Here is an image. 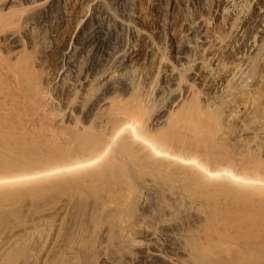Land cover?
<instances>
[{"label": "bare ground", "instance_id": "obj_1", "mask_svg": "<svg viewBox=\"0 0 264 264\" xmlns=\"http://www.w3.org/2000/svg\"><path fill=\"white\" fill-rule=\"evenodd\" d=\"M59 1L27 0L26 6L28 4L30 7L29 10L28 7H24L28 10L27 13L16 18L14 12L16 19L12 17L13 21L11 20V23L7 21L4 25L7 26L9 23L13 26L11 35L14 38L21 33L22 28L18 26L33 25L36 20L48 16ZM88 3H92L94 9L92 17L84 20V27L96 25L101 30L105 29L104 22H107V29L113 27L122 33L134 32L141 37L142 32L132 25L135 19L134 0H115L113 3L115 8L100 0H89ZM261 19H264V11L259 8L252 23ZM1 26L0 30L3 29ZM195 26L188 25L186 41L184 40L181 48H178L176 59L180 66L178 68L174 66L170 70L160 92L153 93L154 95L147 93V96H153L152 98L146 95L143 97V93L139 96L137 89L139 90L141 86L137 88L130 79L131 74L135 72V67L131 64L123 66L124 69L118 73L104 74L105 77L97 88L98 92L91 98H87V90L92 88V86L88 88L91 81L86 76L83 80L86 84L81 85L83 81L79 80V77V81L77 80V76H80L77 75L78 67L73 65L72 72L75 78L71 76L72 81L63 82L65 98L60 96L64 100L61 105L58 102L57 107L49 106L50 100L49 102L46 100L49 94L47 98L45 94V99L42 98L43 95L36 98L39 99L41 96L44 99V102L41 100L44 103L43 109H40L42 112L38 108L36 111L32 110L34 111L32 114L26 113L20 104L23 103L21 97L20 102L11 99L1 101L0 98V262H6L11 258L13 248L17 250L21 243L31 242L36 236H39L36 239L41 238L40 228L43 224L46 227V221L48 226L49 222H52L50 224L52 227L55 217H47L48 215H44L45 218L41 217L42 212L38 213L33 204L49 200L52 196H66L63 198L64 202L67 200L63 203L64 206L66 203L69 209L71 206L78 216L77 221L79 219V236L76 232V241L81 248L88 241L89 231H96L99 228L103 237L107 235V241L116 247L130 248L136 244L151 246L160 242V245L177 242L187 247L194 264H264V99L257 94L252 95L254 90L249 89L246 93L243 87L231 84L235 76L237 77L236 70L229 75V79L221 81L219 78L215 83L216 78L212 82L209 76H213L210 74L213 73L212 67L220 66V63L222 65L228 46L221 43L222 46L216 47L214 52L208 48L212 52L208 53L210 56L206 53L202 54V57V48L199 52L192 53L188 48H195L191 44L196 38L193 39L195 34L192 35L196 32ZM159 30L161 32L162 27ZM190 35L193 36L191 39ZM77 38L78 36L76 41L80 45L81 39L79 41ZM78 44L75 43L73 48L78 47ZM151 48L152 55H156L158 48L154 46ZM206 48L205 51L208 52ZM17 65H21L20 62ZM192 65L198 67L191 76L188 74H192L189 73L194 68ZM27 67L24 69L27 70ZM21 68L23 70V66ZM204 68L210 72L208 76L211 85H208L210 89L207 92L197 90L200 88L195 83V77L199 76ZM12 70H8V73ZM19 72L18 75L21 73ZM27 74L29 76L30 73ZM69 75L70 72L68 77ZM23 78L25 79V76ZM184 78L191 84L185 85ZM25 83L27 82L25 81L23 85ZM35 83L37 84V81L33 79L31 85ZM204 83H208V79L202 82L203 85ZM78 84L80 89L75 92L74 87ZM19 85L20 88L24 87ZM35 85L33 91L36 92L39 86ZM9 90L16 91L14 88ZM72 92L75 94L72 95ZM261 93L263 94L262 91ZM30 94L31 91L29 96ZM13 95L15 96L16 92ZM69 95L73 98L68 97ZM29 96L25 95L24 99ZM41 101L39 100L40 103ZM236 104L238 106H235ZM39 105L35 103L33 109ZM239 105L248 107L249 110H244L246 113L242 112ZM154 197H160L163 202L161 205L163 210L158 217L150 214V204ZM51 201H47L48 204ZM140 201L142 215L137 221L131 222L125 214L128 216V212ZM59 202L61 203V200ZM45 204L43 203V206ZM182 206L186 207L185 211L181 210ZM29 207H33L31 209L40 217L38 214H36L38 217H35L34 213L32 216L35 218H30L29 222L20 225L18 223L22 218L19 222L17 218H20L21 214L18 217L14 216L16 223L18 222L17 226L20 225L24 229L17 232L13 231L17 226L16 228L11 226L14 228L11 230L5 221L10 213L17 215L24 211L28 214L30 211L26 210ZM36 207L38 208L37 204ZM191 209L197 213L196 219L200 224L197 229H186L192 218ZM27 218L29 216L25 219ZM14 223L15 221L11 222ZM3 228L10 229L7 230L10 233L5 231L10 235L4 237ZM38 231L40 233L36 235ZM54 237L58 238L57 235ZM20 247L19 249H27L24 248V244ZM121 252L117 251L111 256L110 264L121 262L140 264V260L145 257L162 263L167 259L158 249L143 252V257L133 251L128 254ZM40 255L42 256L41 253ZM44 256L50 258L48 257L50 255Z\"/></svg>", "mask_w": 264, "mask_h": 264}, {"label": "rangeland", "instance_id": "obj_2", "mask_svg": "<svg viewBox=\"0 0 264 264\" xmlns=\"http://www.w3.org/2000/svg\"><path fill=\"white\" fill-rule=\"evenodd\" d=\"M34 1L36 0H33V2ZM37 1L44 2L46 0H37ZM100 1L102 3L104 2L110 5L111 7L115 8L113 4L115 0H100ZM88 2L89 0H60L58 3L54 5V7L51 9V12L47 14L48 16H45V17H42L41 19L36 20L33 23V25H28L26 27L18 26L19 28H22L21 30L22 34L19 32L20 35L18 34L16 37L13 38V36L11 35L12 30H14L12 28L13 26L10 25L9 23L8 25L10 26L8 25L5 26L7 24V21H10L11 23V20L13 21V18L15 17L18 18L19 16H22L25 13H27L30 7H28V4L26 6L27 0H0V26L1 25L3 26L4 32H5L4 33L3 29L1 28L0 30V34H1L0 35V98H1V101L2 100L10 101L11 99V100L20 102L23 100L22 101L23 103L20 102V104L23 105V106L21 105L23 107V110L27 111L26 113L28 114L30 113L32 114L38 108L39 110L43 109L44 106L42 104H44L43 103L45 99L44 96L46 94V98H47L49 94L48 99H46L47 101L50 100V102L48 101L49 106L54 105V107H57L58 102H60L59 105H61L64 101L60 96L62 95V97L65 98V94H63L65 93V89L63 90L64 88L63 82L72 81L73 80L72 77H74L75 75L72 72L73 65L78 67L77 70L79 71L78 72L79 74L77 75H80V76H77V80L79 77V80L81 79V81H83L85 80L87 76V79L91 81L88 83L89 85L88 88L90 86H92V88H89L90 91L89 89L87 90L88 92L87 98L93 97L98 92L99 89L97 90V88L100 87V84L103 78L105 77V75H107L108 73L111 74L113 72L118 73L119 71L124 69L123 66H126L128 64H131L132 66L134 65L133 67H135L134 69L135 72H133V75L131 74L130 79L134 81L132 82L137 86V88L141 86L139 90L137 89V91H139L140 93V95L139 94L138 95L141 96V93L144 94V95L142 94L143 97H145V95L147 96L148 94L154 95L155 93L160 92V90L164 87L166 80H167L166 78H168L169 76L167 74L168 73L170 74L171 72L170 70H172L174 66L177 68L180 66L178 64V59H176L177 51H178V48L179 49L181 48V45L185 40V35L186 34L188 35V25L190 26V24L192 25L194 24V26L196 25L195 26L196 32L192 33V35L194 34L195 35L194 37L190 35L189 36L190 39L192 37L193 39L195 37L196 38L198 37V40H196V38L194 39V41L196 40L195 43L194 41L191 43L194 45L192 47H195V48L194 49L188 48V50L192 51V53L194 51L199 52L200 48H202L201 49L202 50L201 56H202V54L203 55L206 53L208 54L212 50H213L212 52H214L216 47L218 46H222V45L228 46L227 47L228 52L225 55L226 58L225 56H224L225 59L223 58L224 61L222 60L223 61L222 65L220 63V66L219 65H217V67L213 66L212 67L213 73L208 72V70H206L207 68L206 69L204 68L205 70H202L198 74L202 78H200L199 76L195 77L196 86L199 87L200 89H197L196 86L195 88L197 90H201V91L204 90L203 92H207L210 89L208 85H211V80L213 82V80L215 81L217 78L215 82L217 83L219 78H220L219 80L221 81L225 79H229V75L235 72L236 70L235 74L237 75V77L235 76V79H234L236 81L232 80L231 84L235 86H239L240 88L243 87L246 93L249 89H250L249 91L254 90V93L253 92L251 93L252 95L257 94L258 97H261L264 99V91H263L264 90L263 89L264 88L263 87L264 85V22H263L264 19H261L259 21L257 20L256 22L252 23V20L256 16L258 9L260 8V10L264 11V0H134L133 14H134L135 19L132 25L137 30L142 32L141 37H138L134 32L122 33L119 29L116 30L113 27H111L110 29H107L106 27L108 25L107 22H104L106 25H105V29H101L102 32L100 28L94 24H93L94 26L91 25L89 27H84V20L87 19L88 17L89 18L92 17V13L94 9L93 7L94 5L92 3L89 4ZM24 7L25 8L28 7L27 8L28 10H26ZM17 11L19 14L16 13ZM20 12H24V13L20 14ZM90 27H92V29ZM161 27H162V30L160 32L159 29H161ZM23 28L24 29L26 28V29L24 30ZM95 31L99 33H96ZM200 31H202V33ZM199 35L202 39H200ZM77 36L79 38V39L77 38V40L80 41L81 39L80 45L76 41ZM253 36L255 39L253 38ZM10 37H12V39ZM189 37L187 36L188 39ZM206 37L208 38L207 40H206ZM254 41H255V44H254ZM75 43L78 44L77 45L78 47L73 48L75 46ZM221 43L222 45H220ZM150 46L151 47L154 46L158 48V53L156 55H152L151 53L152 48ZM205 48L207 50L211 49V51L209 50L208 52H206ZM75 49L77 51H75ZM210 55L211 54H208V56ZM205 57L207 59V55H205ZM4 58L7 60H5ZM21 60H24V61L22 62ZM2 61L3 62L5 61V62L3 63ZM16 61H17V64H19L20 62L21 65H17ZM26 61H28L27 63H29V65L25 63ZM25 65L28 66L27 70L24 69V67H26ZM22 66H23V70L21 68ZM32 66L33 68H31ZM192 66L191 67L194 69V71L193 69L191 70L190 68L191 71H189V73H192V74H188L191 76L193 75V73L198 67L197 65L196 66L192 65ZM70 67H71V70H69ZM219 68L220 69L222 68V69L220 70ZM3 69L7 71L5 72V70L3 71ZM8 70H12V71H9L8 73ZM24 70L30 74L32 73L31 75L29 74L30 77L28 76V74L26 75L27 72H25ZM14 71H16V73H14ZM18 71L21 72V73L19 72L20 75L17 74ZM69 72H70V75L68 77ZM209 73L213 74V76L217 74L214 76L215 79L212 75H209ZM12 75L13 76L15 75V76L13 77ZM208 75L210 76V79L212 78L211 80L209 79ZM17 76L18 77L21 76L19 77L21 79L16 78ZM24 76H25V79L27 80L23 78ZM27 76L29 77V79ZM97 77H101V79L99 78L100 80H97L98 79ZM206 77L209 83V84L206 83L208 87L205 86L206 85L205 83L204 85L202 84V82H205L207 80ZM203 78L206 80H204ZM31 79H32V82H31ZM33 79L35 82L37 81V84L35 83L36 85L33 84L32 86L31 84L33 83ZM66 79L68 81H65ZM185 79L186 78H184V81H185L184 84L190 85L191 83L188 80L186 81ZM15 80L16 81L22 80L23 83L26 81L27 83L23 85L22 81L21 82L17 81L18 82L17 83ZM244 81H246L247 84ZM19 83H21L24 87L25 85H27L25 88L23 87L24 90H22L23 89L22 87L21 88L18 87ZM83 83L86 84V82L83 81L81 85H83ZM22 85H19V86H22ZM34 85L35 87H38V86L39 87L43 86V87L41 89L38 87V90H37L38 92L37 91L35 92L33 91L35 89ZM76 86L74 87L75 92L79 91L80 89L79 84ZM3 87L6 89H4ZM10 88L16 89V91L14 90L16 92L15 96L13 95L15 92H12L13 90L10 91L9 90ZM204 88L205 89L207 88L206 91ZM20 89L23 93L20 91ZM91 89L93 91H91ZM17 90H19V92ZM29 91H31V94H30L31 96H29ZM255 91L256 92L258 91V93L259 92L261 93L262 91L263 94L262 93L258 94ZM5 92H7V94H5ZM75 92L74 93L72 92V95L75 94ZM9 94H11V96ZM25 95L29 96V98L31 97L32 99L31 98L29 99L28 97L24 99ZM39 95H43L42 98L44 99H42L41 96L39 97V99H36L38 98ZM2 96L4 97V99H2L3 98ZM20 97L22 100H20ZM68 97L73 98L70 95ZM147 97L152 98L153 96H147ZM39 100L40 101L42 100L43 102L41 101L42 103H40ZM27 102H35L36 105L41 104L42 106L40 107L39 105L38 107L36 108L34 107L33 109V106L35 103L29 104ZM38 102L39 104H37ZM26 104L27 106L29 104L32 108L30 106L27 107ZM242 105H239V109L240 110L242 109L241 110L242 112L249 110L248 107H244ZM235 106H238V104H236ZM39 110L38 112L41 111ZM54 197H57V198H54ZM54 197L52 196V198H50L49 200L56 201L59 199L61 200V203L58 200V202L51 201V203L48 204L47 201L49 200L45 199L42 201H44L43 202L44 204L47 202L48 205L45 204L43 206L42 201H37L36 203L33 204L34 209L35 210L38 209L37 210L38 213L42 212L41 217L43 216V218H45V216L47 215H48L47 217H52V216L53 218L55 217L53 220L52 227L50 225L52 222H49V226H48L47 225L48 222L46 221L45 222L46 227H45V224H43L42 226L43 228L42 227L40 228V231H42V233H40V231L36 233V235L38 233L42 234L43 237L41 236V238L36 239L39 237V236H36L34 240L32 239L31 242L30 241L28 242L29 244L31 243L32 246L35 244V246L32 247L31 244L29 245L28 243L26 244L21 243L20 246L24 244V248H27V249H23V248H22L23 250L19 249L20 246L18 245V248L15 247L17 250L13 248V251L10 253L12 257L9 256L11 257V258H8L9 260L7 259L6 262L2 261L0 262V264L3 262H4L3 264L5 263L6 264H10V263L11 264H110L111 256L117 251H120V252L123 251L124 254L132 253L131 251H133V253L135 254L142 255L143 252H148V251L151 252L155 249L162 251L164 257L167 258L166 261L162 263L161 261H158L156 259L153 260L150 257L149 258L145 257L140 260V264H194V262L190 259L189 251L187 247L184 244L182 245V243L167 242L165 244L160 245L161 243L160 242V243H154L151 246H146L145 244H136V245L130 246V248L124 247L127 250L129 249L130 251L129 252L125 250L123 247H116L114 244H111L110 242H108L107 241L108 239L106 238L108 236L106 235L105 237H103V233L101 232L99 228L96 229V231L95 230L94 231L91 230L92 232L89 231V233L87 234L88 241L86 244H84L85 246L83 245V247L81 248V245L78 246V243L76 241L77 240L76 235L79 232V219L77 221V218H78L77 214L75 213V211L73 210L71 206H70V209H71V212H70V209L68 208V206L66 207L67 203L64 206L63 203L67 202V200L64 202L63 198L66 196H62V197L54 196ZM52 203H53V206H52ZM36 204L38 205V208L37 207L35 208ZM161 205H163L161 198L154 197V200H152L150 204L151 206L150 214H152L153 217H155L156 215L158 217L159 214L162 212L163 209ZM45 206L46 208H49V209L51 208V209L47 210ZM33 207H29V208L33 209ZM62 207L63 209H61ZM29 208L26 210V212L30 211L28 212V214L26 213L29 216L27 220L25 218L28 216L24 213V211L23 212L21 211L20 213L17 214L15 213L17 212L16 210L14 214H17V215H13L10 213L11 216L9 215L10 217L8 216L7 219L5 220L8 223L7 226H9L10 229L12 230L16 228L18 224L24 223V222L26 223L27 221L29 222L30 218L33 219L34 216H32V214L34 215L35 213V217H38L36 215L38 213L32 209L30 210ZM141 208L142 206H141V201H140L139 204L136 205V207H134L130 212H128V216L127 214H125L128 220H130L131 222L137 221L138 218L142 215ZM185 208H186L185 206H182L181 210L184 209L183 211H185ZM191 210H192V214H191L192 218H191V221H189V223L186 225V229L188 228L197 229V227L200 225L199 220L196 219L197 213L194 212V209H191ZM56 212L58 213L60 217L57 215ZM64 213L66 214V218H65ZM19 214H21L22 217L19 216ZM49 214L51 215L49 216ZM24 215L26 216L24 217ZM56 215H57V220L59 221L56 220ZM12 216L13 218L11 219ZM14 216L20 217V218H17L18 222L20 221L21 218L23 219V221L21 219V222L19 223L17 222L18 223L17 224L16 223L17 220ZM63 217H64V220H63ZM60 218L62 219V221ZM55 220L57 222L56 223L57 225L55 224ZM13 221H15V223L11 224V222L13 223ZM58 224H62V226L63 225L64 226L62 227L60 225L61 226L60 227ZM11 226L14 228H12ZM19 226H17L16 230H13V231L18 232L19 229H22L21 226L20 227ZM23 227L25 226L23 225ZM49 228L53 229V231L50 230ZM10 229H7V230L9 231ZM42 229L44 230V233ZM54 229H57V231L56 230L54 231ZM7 230H4V234H3L4 237L8 233H10ZM58 230L60 234L58 233ZM5 231L8 233L6 234ZM47 231L48 233L50 232L49 235L47 234ZM99 234H102V235L99 236ZM56 235L58 238L54 237ZM3 236L1 237L4 238ZM78 236H79V233H78ZM90 236H92V238ZM29 246H30V249H28ZM31 248L34 250H32ZM37 253L38 255H40L41 253L42 256L40 255V257H37L38 256ZM43 254L47 256L50 255L48 256L50 258L48 259L45 258ZM141 257H143V255ZM10 259L13 261H10ZM37 259L38 260L40 259V260L38 261ZM8 261L10 263H8ZM120 264H123V263L121 262Z\"/></svg>", "mask_w": 264, "mask_h": 264}]
</instances>
